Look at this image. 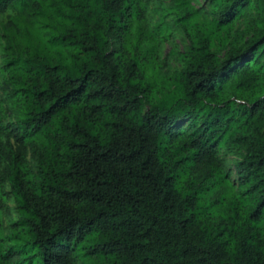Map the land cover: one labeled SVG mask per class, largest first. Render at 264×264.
<instances>
[{"label": "trees", "instance_id": "1", "mask_svg": "<svg viewBox=\"0 0 264 264\" xmlns=\"http://www.w3.org/2000/svg\"><path fill=\"white\" fill-rule=\"evenodd\" d=\"M196 2L0 0V264H264V0Z\"/></svg>", "mask_w": 264, "mask_h": 264}, {"label": "rangeland", "instance_id": "2", "mask_svg": "<svg viewBox=\"0 0 264 264\" xmlns=\"http://www.w3.org/2000/svg\"><path fill=\"white\" fill-rule=\"evenodd\" d=\"M171 1L172 0H160V2L166 7H169L172 5ZM194 5L196 8L201 7V6L204 7L205 3H204V0H198V2L194 3ZM159 8L160 7L158 6V4H156L154 1L150 2L148 17L152 25H155L161 19V11ZM171 20L172 19L170 17L167 18V21L171 22ZM176 34H177L176 44L179 45L180 51H183L186 44L184 40L179 36V33H176ZM171 48L172 46L170 44L165 43L162 49V53H161L162 59L161 60L165 63L164 68L162 69V72H161L163 77H170L179 69V64H177L173 60L170 62H168L167 60V56L169 55ZM1 59H2V51L0 47V64H1ZM231 170L233 172V178H235L233 164H231ZM216 191L217 189L213 191H209L207 196H203V198L206 199V202H205L206 205L208 207H211V211H214V212L217 211L218 207L220 206V203L211 206L212 201H215L213 197H215L214 193ZM10 207L11 208L14 207L13 202H10ZM93 245L94 243L85 242L84 244L80 246V249L77 252L79 256L78 264H110L108 260L110 258L109 257L107 258L106 255H103L97 252H93L91 254L88 253L89 249H91L88 247H93Z\"/></svg>", "mask_w": 264, "mask_h": 264}]
</instances>
